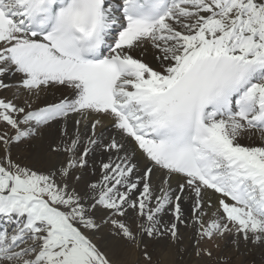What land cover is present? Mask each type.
I'll list each match as a JSON object with an SVG mask.
<instances>
[{"label": "snow or ice", "instance_id": "obj_1", "mask_svg": "<svg viewBox=\"0 0 264 264\" xmlns=\"http://www.w3.org/2000/svg\"><path fill=\"white\" fill-rule=\"evenodd\" d=\"M0 264H264V0H0Z\"/></svg>", "mask_w": 264, "mask_h": 264}]
</instances>
